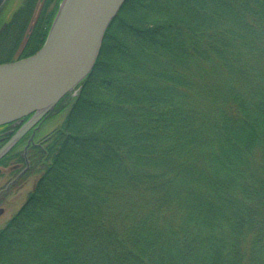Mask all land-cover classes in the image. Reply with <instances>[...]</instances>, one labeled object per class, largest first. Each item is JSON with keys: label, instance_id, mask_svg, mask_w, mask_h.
I'll list each match as a JSON object with an SVG mask.
<instances>
[{"label": "trees", "instance_id": "trees-1", "mask_svg": "<svg viewBox=\"0 0 264 264\" xmlns=\"http://www.w3.org/2000/svg\"><path fill=\"white\" fill-rule=\"evenodd\" d=\"M60 2L0 10V63ZM78 88L0 264H264V0H126Z\"/></svg>", "mask_w": 264, "mask_h": 264}, {"label": "water", "instance_id": "water-1", "mask_svg": "<svg viewBox=\"0 0 264 264\" xmlns=\"http://www.w3.org/2000/svg\"><path fill=\"white\" fill-rule=\"evenodd\" d=\"M125 1L61 0L42 46L30 56L0 63V126L33 114L47 117L90 74ZM5 152L0 150V158Z\"/></svg>", "mask_w": 264, "mask_h": 264}, {"label": "flooded vegetation", "instance_id": "flooded-vegetation-1", "mask_svg": "<svg viewBox=\"0 0 264 264\" xmlns=\"http://www.w3.org/2000/svg\"><path fill=\"white\" fill-rule=\"evenodd\" d=\"M50 118L51 114L42 118H36L33 114L20 121L0 126V150L6 148V152L0 158V167H8L9 175L13 174L11 180L0 189V203L4 201L10 188L20 182L28 173L30 151L33 147L40 146L44 140L40 137L44 130L43 126ZM0 209L3 211L2 207Z\"/></svg>", "mask_w": 264, "mask_h": 264}, {"label": "rangeland", "instance_id": "rangeland-1", "mask_svg": "<svg viewBox=\"0 0 264 264\" xmlns=\"http://www.w3.org/2000/svg\"><path fill=\"white\" fill-rule=\"evenodd\" d=\"M24 0H4L0 10L2 11L3 21L10 18V16L21 6ZM1 19V20H2ZM18 60V59H17ZM15 61V60H14ZM13 62V61H12ZM79 84L75 87L73 91L68 93L71 97H74L78 91ZM67 94V95H68ZM66 96V95H65ZM65 96L62 98L64 99ZM62 99L60 101H62ZM56 105V107L51 112L50 120H47V123L43 126L42 136L40 139L45 138L57 125L62 121L67 108L61 110V108L67 105L68 102L62 101ZM49 116V115H48ZM0 189L5 186V184L11 180L13 177L9 175L8 167H0ZM37 179L36 174H26V176L18 182L16 185H13L10 190L6 194V198L2 203H0V207L3 208L2 213L0 214V228H2L5 223L12 217V215L18 210V208L24 203L28 193L32 190L35 181Z\"/></svg>", "mask_w": 264, "mask_h": 264}]
</instances>
